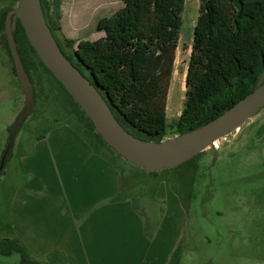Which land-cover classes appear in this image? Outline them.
<instances>
[{
  "label": "rangeland",
  "instance_id": "rangeland-1",
  "mask_svg": "<svg viewBox=\"0 0 264 264\" xmlns=\"http://www.w3.org/2000/svg\"><path fill=\"white\" fill-rule=\"evenodd\" d=\"M176 1L155 2L165 14L167 27L177 31V38L171 43L175 52L166 101L165 139L178 135L176 122L185 106L186 72L201 4V0ZM125 3V0H61L60 28L56 33L66 50L74 54L80 43L105 36L106 30L98 28L99 22L117 15ZM16 5L14 0H0V14ZM161 31L162 23L157 16L152 37H162ZM1 36L0 160L10 127L25 105L24 92ZM68 40L73 42L69 44ZM159 41L166 42L165 38ZM41 75L43 87L35 75V106L18 130L5 172L0 176V238L22 239L14 210L15 195L22 184L41 178L50 180L49 164L54 170L58 168L55 178L65 176L62 165L84 168L89 164L102 172L111 170V176L119 184L117 197L130 198L144 221L150 222L153 232L165 215H170L172 224L180 221V225L169 224L168 234L170 242L176 234L175 227H180L178 264H264V129L254 136L264 125V108L240 128L220 138L214 147L206 149L196 163L148 173L111 146L96 144L97 137L84 129L82 119L63 92L53 85L51 76L42 70ZM36 162L38 168L46 167L43 175H39ZM48 193L45 188L40 195ZM56 193L66 199L60 189ZM65 211L68 213L67 209L62 214ZM24 234L25 239L31 238ZM24 244L32 257L45 260L42 254H36L34 246ZM56 254L48 253L45 257L51 264H64L53 258ZM0 264H21L20 254H0Z\"/></svg>",
  "mask_w": 264,
  "mask_h": 264
},
{
  "label": "trees",
  "instance_id": "trees-1",
  "mask_svg": "<svg viewBox=\"0 0 264 264\" xmlns=\"http://www.w3.org/2000/svg\"><path fill=\"white\" fill-rule=\"evenodd\" d=\"M41 1L51 30L65 52L64 43L56 33L60 28L61 0ZM125 2L117 15L104 17L99 22L98 28L106 30L105 36L80 43L74 54L65 53L98 86L126 129L144 139L160 141L167 135L166 101L175 52L171 43L177 38V31L167 27L165 14L158 10L156 0ZM12 8L9 6L1 12L0 36L16 74L7 35L1 34L7 12ZM157 16L163 31L162 37L154 39L152 32ZM14 36L25 69L34 83V94L35 75L43 87L42 70L63 92L82 119L84 129L97 137L95 143L108 145L95 131L84 110L40 59L19 19ZM162 38L166 42L159 41ZM72 42L68 40L69 44ZM263 71L264 0H201L186 72L185 106L176 122L178 134L203 125L249 94L256 88ZM12 149L0 176L5 172ZM203 153L183 165L196 163ZM146 222V233L152 236L151 224ZM13 252L20 254L21 264H45L32 257L19 239L0 238V254Z\"/></svg>",
  "mask_w": 264,
  "mask_h": 264
},
{
  "label": "crops",
  "instance_id": "crops-1",
  "mask_svg": "<svg viewBox=\"0 0 264 264\" xmlns=\"http://www.w3.org/2000/svg\"><path fill=\"white\" fill-rule=\"evenodd\" d=\"M37 163L43 175L46 167L38 168ZM62 167L65 176L55 178L58 168L49 164L50 180L26 182L15 195L20 241L45 258L35 259L51 264L45 256L57 252L53 258L64 264H178L180 227H175V239L169 242L170 215L164 216L150 238L133 201L117 197L119 184L111 170L102 172L89 164ZM45 188L50 193L40 195ZM59 189L66 199L56 193ZM24 232L31 238L25 239Z\"/></svg>",
  "mask_w": 264,
  "mask_h": 264
},
{
  "label": "water",
  "instance_id": "water-1",
  "mask_svg": "<svg viewBox=\"0 0 264 264\" xmlns=\"http://www.w3.org/2000/svg\"><path fill=\"white\" fill-rule=\"evenodd\" d=\"M18 19L40 59L91 119L95 131L118 154L148 173L182 165L214 147L216 141L240 128L264 108L263 71L253 91L203 125L160 141L136 136L119 121L98 86L62 50L47 21L42 1L18 0L17 5L7 12L3 33L8 38L25 105L9 133L0 171L14 146L18 130L35 106L34 83L25 69L14 36Z\"/></svg>",
  "mask_w": 264,
  "mask_h": 264
},
{
  "label": "flooded vegetation",
  "instance_id": "flooded-vegetation-1",
  "mask_svg": "<svg viewBox=\"0 0 264 264\" xmlns=\"http://www.w3.org/2000/svg\"><path fill=\"white\" fill-rule=\"evenodd\" d=\"M1 34H3V32H2ZM63 48H64V50H65L66 53L70 54V52H68V51L66 50L65 47H63ZM263 129H264V125L260 126V127L254 132V136H255V137L259 136V135L261 134V132H262Z\"/></svg>",
  "mask_w": 264,
  "mask_h": 264
},
{
  "label": "bare ground",
  "instance_id": "bare-ground-1",
  "mask_svg": "<svg viewBox=\"0 0 264 264\" xmlns=\"http://www.w3.org/2000/svg\"><path fill=\"white\" fill-rule=\"evenodd\" d=\"M217 142V141H216ZM216 142H215V144H216Z\"/></svg>",
  "mask_w": 264,
  "mask_h": 264
}]
</instances>
